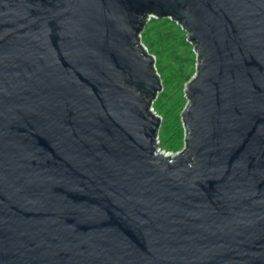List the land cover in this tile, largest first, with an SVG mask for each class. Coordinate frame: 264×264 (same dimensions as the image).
<instances>
[{
  "label": "water",
  "instance_id": "95a60500",
  "mask_svg": "<svg viewBox=\"0 0 264 264\" xmlns=\"http://www.w3.org/2000/svg\"><path fill=\"white\" fill-rule=\"evenodd\" d=\"M148 15L197 58L174 156ZM0 264H264V0H0Z\"/></svg>",
  "mask_w": 264,
  "mask_h": 264
},
{
  "label": "rangeland",
  "instance_id": "374dc122",
  "mask_svg": "<svg viewBox=\"0 0 264 264\" xmlns=\"http://www.w3.org/2000/svg\"><path fill=\"white\" fill-rule=\"evenodd\" d=\"M140 41L154 59L161 91L152 110L160 118L157 145L161 152L175 155L185 147L182 112L186 107L185 87L197 71L194 45L187 32L169 18L151 17L140 33Z\"/></svg>",
  "mask_w": 264,
  "mask_h": 264
},
{
  "label": "built area",
  "instance_id": "2783aa9c",
  "mask_svg": "<svg viewBox=\"0 0 264 264\" xmlns=\"http://www.w3.org/2000/svg\"><path fill=\"white\" fill-rule=\"evenodd\" d=\"M151 17H153V15H148V16H147L146 23H147V21H149V20L151 19ZM156 141H157V140H156Z\"/></svg>",
  "mask_w": 264,
  "mask_h": 264
},
{
  "label": "bare ground",
  "instance_id": "6f19581e",
  "mask_svg": "<svg viewBox=\"0 0 264 264\" xmlns=\"http://www.w3.org/2000/svg\"><path fill=\"white\" fill-rule=\"evenodd\" d=\"M157 142V141H156ZM160 153H162L163 155H169V156H174V155H170V154H166V153H163L161 151H159Z\"/></svg>",
  "mask_w": 264,
  "mask_h": 264
}]
</instances>
